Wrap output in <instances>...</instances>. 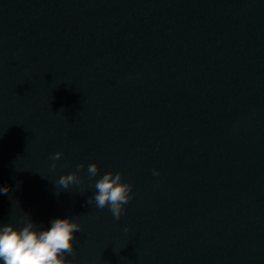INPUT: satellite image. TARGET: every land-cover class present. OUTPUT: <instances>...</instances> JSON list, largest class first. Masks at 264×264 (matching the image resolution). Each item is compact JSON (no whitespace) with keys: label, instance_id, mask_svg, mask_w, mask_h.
Returning <instances> with one entry per match:
<instances>
[{"label":"water","instance_id":"water-1","mask_svg":"<svg viewBox=\"0 0 264 264\" xmlns=\"http://www.w3.org/2000/svg\"><path fill=\"white\" fill-rule=\"evenodd\" d=\"M0 185V222L77 220L68 264H264V0H0Z\"/></svg>","mask_w":264,"mask_h":264},{"label":"clouds","instance_id":"clouds-1","mask_svg":"<svg viewBox=\"0 0 264 264\" xmlns=\"http://www.w3.org/2000/svg\"><path fill=\"white\" fill-rule=\"evenodd\" d=\"M61 151L52 153V165L61 157ZM83 163L76 165L83 168ZM89 177H96L98 165L96 161L87 164ZM159 169L153 170L158 175ZM79 177L76 171L61 174L56 184L60 188H68ZM95 191L89 198L97 208L108 207L112 216L119 219L125 204L132 198V185L122 178L120 171H105L94 182ZM8 192L7 185H0V194ZM80 229L76 219L70 216L51 218L46 226H38L27 214L20 222H0V264H68L65 254L74 246V234ZM127 231V226H125Z\"/></svg>","mask_w":264,"mask_h":264}]
</instances>
